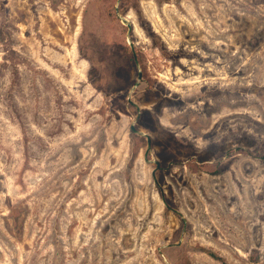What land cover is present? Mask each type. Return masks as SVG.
<instances>
[{"label": "rangeland", "instance_id": "obj_1", "mask_svg": "<svg viewBox=\"0 0 264 264\" xmlns=\"http://www.w3.org/2000/svg\"><path fill=\"white\" fill-rule=\"evenodd\" d=\"M209 248L264 264V0H0V264Z\"/></svg>", "mask_w": 264, "mask_h": 264}, {"label": "trees", "instance_id": "obj_2", "mask_svg": "<svg viewBox=\"0 0 264 264\" xmlns=\"http://www.w3.org/2000/svg\"><path fill=\"white\" fill-rule=\"evenodd\" d=\"M136 132V131H135ZM206 252L214 259L221 261L223 264H229V261L226 257L222 256L214 249H207Z\"/></svg>", "mask_w": 264, "mask_h": 264}, {"label": "water", "instance_id": "obj_3", "mask_svg": "<svg viewBox=\"0 0 264 264\" xmlns=\"http://www.w3.org/2000/svg\"><path fill=\"white\" fill-rule=\"evenodd\" d=\"M132 28H133V25L129 24V34H131ZM142 78H143V73L140 72V81ZM140 81L137 83V86L140 85ZM130 101H132V99H130ZM132 129L138 133H143L142 131L137 130L136 125H133ZM148 140H149V146L151 147L152 146V139L150 137H148Z\"/></svg>", "mask_w": 264, "mask_h": 264}, {"label": "bare ground", "instance_id": "obj_4", "mask_svg": "<svg viewBox=\"0 0 264 264\" xmlns=\"http://www.w3.org/2000/svg\"><path fill=\"white\" fill-rule=\"evenodd\" d=\"M75 56V55H74ZM75 58V57H74Z\"/></svg>", "mask_w": 264, "mask_h": 264}]
</instances>
